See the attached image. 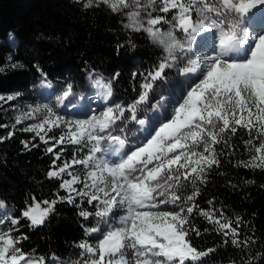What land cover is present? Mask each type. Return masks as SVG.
<instances>
[{"label": "snow or ice", "instance_id": "obj_1", "mask_svg": "<svg viewBox=\"0 0 264 264\" xmlns=\"http://www.w3.org/2000/svg\"><path fill=\"white\" fill-rule=\"evenodd\" d=\"M93 2L94 0H86L84 7L89 8ZM95 2L107 4L115 12L131 7L133 11L129 16L134 22L135 30L147 32L154 42L165 46L168 55L153 71L146 74L144 91L138 100L127 107L121 103H109L104 105L99 114H94L91 103L85 100L79 105V110L86 114L85 118L65 120L48 104L28 106V111L16 118V124H20L22 119H38V123L21 128L20 131L34 132L46 144L49 140L53 141L46 149L53 156L48 177L61 179L64 174L71 177L63 179L60 184L68 192V196L58 195V199H66L71 204L76 203V197H79L95 209L94 213L83 209L79 213L85 221L93 214L98 218L96 227H84L85 235L100 232L101 223L108 226L107 231L102 233L103 238L99 240L97 248L86 241L80 243L79 247L84 250L82 255L89 254L90 257L84 259L83 264H133L124 258L128 249L133 250L134 264H202V258L215 249L198 251L186 237L189 233L201 235L189 217L194 209H198L195 199L200 190L195 187L196 182L205 183V173L214 166L220 167L213 145L223 140L227 147L225 137L228 133L235 135L237 126L247 129L249 139L245 144L254 147V154L249 161L240 163L247 168L264 170V26L259 32L250 33L241 19L247 18L251 9L258 5L264 6V0ZM172 10L176 12L169 19L167 14ZM193 13L196 14L195 21L192 19ZM161 23L170 25L168 32L162 33L156 28ZM210 28L217 30L215 54L196 56L193 41L199 33L207 32ZM175 29L185 34L184 43L177 41L172 35ZM177 48L187 60V65L180 71L185 74L198 72V76L202 78L190 86L182 102H177L178 107L173 109L170 118L165 116L161 120L157 115L154 118L156 123L148 124L145 119L137 116V108L148 100L153 83L163 78L165 69L177 66L174 63L177 57L173 55ZM12 67L16 65L13 64ZM36 67L43 77L41 83H46L51 88L52 84L47 80L46 73L38 65ZM118 76L119 73H116L112 79ZM89 79L94 84L100 83L99 78L92 79V73H89ZM70 95L74 96V93L73 85L69 83L64 86L57 100L63 102ZM111 95L112 89L108 86L104 98ZM14 99L13 95H8L6 99L0 95V101ZM40 113H43L42 117L38 116ZM125 120L135 121L141 126V136L134 147H126L125 129L120 127ZM6 127L8 126L0 124V128ZM60 127L67 128L68 131L59 138L51 136L46 139L48 132ZM13 135L14 132L9 131L7 137H0V143ZM254 140L260 141L259 146L254 145ZM21 143L25 149L29 148V142ZM63 144L78 145V150L86 149L87 154L83 158L73 155L70 161L58 165L57 161L61 160L64 149H54ZM201 146L203 151H198ZM31 147L37 145L32 144ZM109 149L119 155L117 162L105 158ZM77 165L88 170L83 186L79 189L74 185L81 183L80 178L72 171ZM185 181L194 188L186 196L181 194V189L187 187ZM31 199L33 203L21 215L29 219L32 226H38L54 211L57 200L37 202L35 196ZM40 203L47 207L41 209ZM208 203L212 204V201ZM3 204L0 201V205ZM162 205L174 207L169 210L162 208ZM124 207L127 208V214L120 216L117 224L113 225V211ZM199 215L217 226L216 231L225 237L224 244L230 242L240 248L241 245L247 247L252 242L251 237L243 241L236 239L237 228L232 226V221L223 220V214L221 219H217L200 209ZM19 222L18 217L11 215L0 217V225L10 223L15 226ZM11 232L12 229L0 231V264H45L43 257L34 259L17 247L19 241L12 238Z\"/></svg>", "mask_w": 264, "mask_h": 264}, {"label": "trees", "instance_id": "obj_2", "mask_svg": "<svg viewBox=\"0 0 264 264\" xmlns=\"http://www.w3.org/2000/svg\"><path fill=\"white\" fill-rule=\"evenodd\" d=\"M85 2L0 0V95L19 93L20 97H30L39 92L43 77L37 71L38 65L54 85L53 96L61 95L69 83L75 95L86 96L91 90L88 76L92 73L110 82L111 103L127 107L139 99L147 82L146 74L166 57L165 52L147 33L129 28L126 9L115 12L109 5L95 1L86 9ZM10 34L15 43L10 41ZM13 64L16 67H12ZM184 67L179 66L180 69ZM116 73L119 76L112 79ZM184 82L183 72L178 74L165 69L163 78L153 83L148 100L138 106L137 116L146 117L160 95H172L182 89ZM12 106L15 102L7 106L0 102V124L8 126L0 128V137L14 132L11 138L0 143V201L12 216L19 218L15 226L14 239L19 241L16 246L32 258L43 257L45 264L52 260L61 264H83L88 256L82 255L84 250L79 247L80 243L86 241L94 246L100 237L84 232V227H96L98 218L93 214L85 221L79 213L82 209L94 213L95 209L79 197L71 204L66 199H58V195L67 197L68 192L60 187L61 179L48 177L53 156L46 149L53 142L46 144L33 133L20 131V125L10 116L12 112L6 110ZM135 124L132 120L120 124L125 129L128 145L138 142ZM237 129L235 135L228 133L225 137L227 147L223 140L213 145L220 167L214 166L205 173V183L195 185L200 190L195 199L198 209H194L189 219L201 235L189 233L186 239L198 251L215 249L202 258V264H264V170L247 168L240 163L249 161L251 156L249 145L245 144L248 132L241 127ZM21 141L29 142V148L25 149ZM32 144L37 147H31ZM63 147L60 145L54 151ZM66 155L69 159L73 157L71 153ZM184 183L187 187L181 194L186 196L194 188L189 182ZM33 196L37 202L57 200L54 211L38 226H32L31 221L21 215L33 203ZM210 200L212 204L208 203ZM40 207L43 209L47 205L40 203ZM200 209L217 219L223 214L222 219L232 221V226L237 228L236 239L243 241L251 237L252 242L240 248L230 242L224 244L223 234L216 231L215 224L199 215Z\"/></svg>", "mask_w": 264, "mask_h": 264}, {"label": "rangeland", "instance_id": "obj_3", "mask_svg": "<svg viewBox=\"0 0 264 264\" xmlns=\"http://www.w3.org/2000/svg\"><path fill=\"white\" fill-rule=\"evenodd\" d=\"M260 8H262V6H260ZM122 10H125V9H122ZM126 10L128 12V20H129L128 25H129V28L131 30H133V31H136L135 30V27L133 26L134 22L131 19V17L129 16V13L132 12L133 9L131 7H129V8H126ZM175 12H176V10H172V12H170L169 14H167L168 15V18L171 19V16L173 14H175ZM155 14L161 15V13H155ZM195 18H196V14L193 13V16H192L193 21H194ZM241 19L243 20V26L244 27H247L249 29V32L250 33L256 32L253 29V26L251 24V21L248 18L241 17ZM146 26L147 25L145 23V27ZM156 28H158L160 30V32L166 33V32L169 31L170 25L161 23L160 25H157ZM210 29L213 30V32L217 34V30L216 29H214V28H210ZM140 31L144 32L142 29ZM145 33H147V32H145ZM201 34L200 35L198 34V35L199 36H203V34L202 35ZM172 35L175 37V39L177 41H180L181 43H184L185 42V34L182 31H180L179 29L173 30ZM10 41L12 43H15L16 42V40H14L13 38H11ZM160 47L165 52V56H167L168 55V52H167L165 46L162 45V44H160ZM206 48H208V44H206ZM208 53L210 54V52H208ZM173 55H175L177 57V60L174 62L177 66L171 68L170 70H173L175 73L180 74V68H179V66H181V65H184V66L187 65V62L184 59V53L179 48H177L174 51ZM186 76L189 77V75L186 74V75H184V78ZM97 78H99V80H101L103 82L104 87L107 88L108 86H110V84L105 79H103L101 77H92L93 80H95ZM201 78L202 77L199 76L195 81H189L187 79H184L185 82H184V84L182 83V89L181 90L177 89L173 93L174 97H171V100L168 103V106L165 104L162 107L163 108V111H162V115H160V119L161 120H164V117L165 116H168L169 118L171 117V115L173 113V109L175 107H178V103L177 102L178 101L179 102H182V98L183 97H186L187 91L190 90V86L192 84H194V83H198L199 82V79H201ZM89 84H90V86L92 88V90H90V92L87 94L89 96L86 99H84V98H82V99L76 98V101L78 102V104H76V106H77V112L75 114H71L70 113V109H68V107H66L63 104V102H59L57 100V97L58 96H52L51 93H47V88L48 87H47V84L46 83H44V84L40 83V86H39L40 91L37 92V93L31 94L30 97H27V96L20 97V95H18V96L13 95V96H15V99L14 100L7 101V102H5V101H0V102H1V104L3 106H7L10 102H15V106L7 107L6 108V110H10L12 112V114H10V116L14 118L15 123H16V118L18 116H22V114L24 112L28 111V106L35 107L37 105H44V104H48L49 106H51L57 112V114L60 115V116H62L65 120L84 119L86 114H85V112L83 110H79V105L82 104V103H84L85 100H87V101H89L91 103V108H92L94 114H99V112L103 110V106H102V104L100 102V99H97V95H99V91H98L97 85L94 84L92 82V80H90V79H89ZM180 85H181V83H180ZM50 90H52V89L50 88ZM178 94H180V95H178ZM7 96L8 95H4L5 99L7 98ZM167 108H168V112L166 113L165 110ZM38 116L42 117L43 116V113L38 114ZM153 120H154L153 123L155 124L156 121H155V119H153ZM38 122H39L38 119H22L21 120V123L20 124H16V125H20L21 128H24V127H27V126H29L31 124H35V123H38ZM165 122H167V121H165ZM237 128H239V126H237ZM245 130L248 132L247 129H245ZM67 131H68V129L67 128H64V127L53 128L50 132H48V135H47L46 139L48 137H51V136H55V137H57V135L61 136V135H63ZM29 133H33L36 136V134L34 132H29ZM41 134L43 135V133H41ZM248 135H249V133H248ZM253 135H255V132H253ZM49 142H53V141L49 140ZM253 143L256 146H259L260 141L259 140H254ZM63 146H64L63 147L64 151H63V153L61 155V160L57 161V164L58 165L59 164H62L64 161H70L71 160V159L67 158L66 153H69V154L71 153L73 155H76L77 158H83V156L87 154V150L86 149L85 150H78L80 148V146H78V145L63 144ZM197 150L198 151H203V147L201 146ZM248 154L250 156L254 154V147H252V146L249 145ZM169 155H172V154L170 153ZM105 158H106V153H105ZM72 171L74 172V174L78 175L79 178H80L81 183L80 184H77V185H74V187H77L79 189V188H81L83 186V183L82 182L84 181V178L87 175L88 170L87 169H84L83 166L77 165V166H74L73 167ZM63 179H71V177H69L66 174H64L62 176L61 180H63ZM108 179H110V178H108ZM197 182H199V181H197ZM183 192H184L183 189H181V193H183ZM161 207L170 210L174 206L173 205H167V206H163L162 205ZM126 214H127V208L126 207L115 209L113 211V213H112L111 223L113 225H116L117 222H118L119 217L120 216H123V215H126ZM7 215H11L12 216L13 214L9 210V208H7L4 205H0V217H6ZM15 226L11 225L10 223H7L6 225H0V231L7 232L9 229H12L11 235H12V238L14 239V237L16 236L15 235V232H16ZM104 226H105V231L104 232L107 231V227L108 226L102 223L100 225V229H101L100 232H102ZM100 232L93 233V234H91L89 236H93L94 237V236L98 235ZM101 236H102V234H101ZM102 238H103V236H102ZM92 247L93 248H97L98 247V243L96 245L92 246ZM87 256H88V258H90L89 257V254H87ZM124 258L126 260L132 261L133 264H134L133 250H131V249L126 250L125 257ZM34 259H37V258H34ZM49 264H61V262L59 263L58 260H52Z\"/></svg>", "mask_w": 264, "mask_h": 264}, {"label": "bare ground", "instance_id": "obj_4", "mask_svg": "<svg viewBox=\"0 0 264 264\" xmlns=\"http://www.w3.org/2000/svg\"><path fill=\"white\" fill-rule=\"evenodd\" d=\"M259 9H261L260 8V5H258L256 8H253V9H251V11H250V13L247 15V18L251 21V24H252V26H253V29L256 31V32H259L260 31V29H261V27L262 26H264V18L262 19V25H260V23H258V24H256V20L254 19V17L256 16V15H258V11H259ZM261 21V20H260ZM255 24V25H254ZM209 31H211L210 29H208V31L207 32H209ZM207 32H204V33H202L203 34V37H207V35H206V33ZM253 33V32H252ZM201 34V35H202ZM198 36V35H197ZM201 37V36H200ZM247 47V46H246ZM215 50H216V48H213V49H211V53L214 55L215 54ZM238 55H240V54H238ZM97 85V88H98V91H99V95H97V99H100V102H101V104H102V106L104 107V105H106L107 104V100H108V98L107 99H105L104 97H105V95H106V92H107V88L106 87H104V84H103V82L100 80V83L99 84H96ZM100 85V86H99ZM50 88L48 87L47 88V93H50ZM172 91V90H171ZM178 93V92H177ZM178 97V96H177ZM106 158L109 160V161H111V162H117L119 159H120V157H119V155L118 154H116V153H114V152H112V150L111 149H109V151H108V153H106Z\"/></svg>", "mask_w": 264, "mask_h": 264}]
</instances>
